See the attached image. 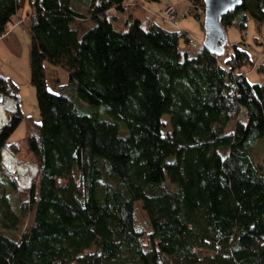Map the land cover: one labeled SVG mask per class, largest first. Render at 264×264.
Returning a JSON list of instances; mask_svg holds the SVG:
<instances>
[{
  "label": "trees",
  "instance_id": "16d2710c",
  "mask_svg": "<svg viewBox=\"0 0 264 264\" xmlns=\"http://www.w3.org/2000/svg\"><path fill=\"white\" fill-rule=\"evenodd\" d=\"M190 1L201 26L202 0ZM73 5L0 0V33L21 8L17 19L30 22L40 115L22 114L17 84L0 74V91L18 105L0 148L37 165L24 190L0 168V264H264V145L255 148L264 80L245 73L264 76V61L238 42L222 55L201 44L189 55V34L155 21L139 0ZM246 15L263 21L264 0H240L220 20L241 30ZM45 61L67 75L56 93ZM163 114L170 133L160 131ZM22 119L24 150L7 142Z\"/></svg>",
  "mask_w": 264,
  "mask_h": 264
},
{
  "label": "rangeland",
  "instance_id": "374dc122",
  "mask_svg": "<svg viewBox=\"0 0 264 264\" xmlns=\"http://www.w3.org/2000/svg\"><path fill=\"white\" fill-rule=\"evenodd\" d=\"M139 1L143 3L144 12H147L149 15H151L158 23L160 22V19L157 14L160 13L159 10L161 9V7L166 5L167 3L172 4L177 14L180 15L184 14L178 19L177 28H181L186 32H188L190 38V42L188 45H184L181 43L182 44L181 46H184L187 50V53L190 55L198 48L199 44H201L200 41L203 35V31L199 21H197L194 15L195 10L192 9V4L190 0H139ZM73 2L74 0H71V5H73ZM179 3L181 8L175 7V5ZM188 6H190L189 8H191V11L187 10ZM76 8L79 11L83 10L82 7L78 5L76 6ZM24 9L25 8L20 9L21 13H25ZM117 14L118 15L116 18L119 19V22L121 23L125 13L117 12ZM245 18L246 20L244 21V26L241 30H239L238 27L233 23L231 25L226 26L225 28L226 41H227L226 47H229L231 44H233V42H238L239 46L243 50L247 51L252 61H256V59H258L260 62L264 61V20L258 21L255 18L253 19L248 15H246ZM112 20L116 26H121V24L120 23L118 24V21H116L114 18ZM20 22L17 21V23ZM197 37L199 38V41L196 40ZM22 43L24 45V42ZM27 43L29 44V40ZM23 51L24 53L22 56L21 55L13 56V57L7 56L5 57L4 60L1 59L0 71L9 74L15 79V81L13 82L18 86L17 93L19 94V98L21 97V101H22L21 102L22 114L30 115V116L32 115L33 118L38 121L40 115L38 114L35 87L32 83H30L29 62L27 61L28 57H26L27 56L26 47H23ZM23 59L25 60L24 61L25 63L22 62ZM44 71L46 75L47 90L49 92H54L55 85L57 84V80H60V78H62L63 73L62 71H60V68H58L57 66H55L54 64L48 61L44 62ZM245 73H246V78L249 81L264 80V76L254 68H251ZM65 93L70 94V92L67 89L65 90ZM76 107L77 110L80 112L91 113V107L82 108L78 103H76ZM97 107L100 109V112L101 111L105 112L104 111L105 109L102 105H98ZM94 112H96V114H99L96 108L94 109ZM107 116L109 117V114L108 112H105L103 114L100 113L98 117L106 118ZM238 116H239L238 119L241 122H244L246 120V116H244L243 111H241ZM160 120H162V126L160 131H162V133H170L169 115L168 114L161 115ZM234 123L235 122L232 120L227 121L224 127L225 128L224 131L226 132L232 130L234 127ZM25 129H26L25 121L24 119H22L21 122L16 126V128L11 132L7 142L11 143V141H13L21 150H24L25 140L23 137H24ZM120 133H122V131H120ZM259 137L260 140L255 144V148H257L258 151H260L262 149L261 148L262 145H264V134ZM10 200L11 203L13 204V207H15L16 209L18 205L17 200L13 199L12 195H10ZM139 203L140 201L137 200L135 204L139 205ZM135 217L140 220H144V216L140 208H136ZM201 251L204 252V250Z\"/></svg>",
  "mask_w": 264,
  "mask_h": 264
},
{
  "label": "built area",
  "instance_id": "2783aa9c",
  "mask_svg": "<svg viewBox=\"0 0 264 264\" xmlns=\"http://www.w3.org/2000/svg\"><path fill=\"white\" fill-rule=\"evenodd\" d=\"M191 11L190 8H187ZM187 11V12H188ZM158 17L165 27L177 28L178 19L184 14H177L172 4L167 3L159 10ZM18 22L22 19H18ZM6 30L0 33V38L4 37ZM16 97L0 91V130L8 123L10 113L17 110ZM0 168L10 176H15L17 185L21 189L31 186L32 179L37 174V165L31 159H21L7 146L0 148Z\"/></svg>",
  "mask_w": 264,
  "mask_h": 264
},
{
  "label": "water",
  "instance_id": "95a60500",
  "mask_svg": "<svg viewBox=\"0 0 264 264\" xmlns=\"http://www.w3.org/2000/svg\"><path fill=\"white\" fill-rule=\"evenodd\" d=\"M201 45L209 52L222 55L226 44V30L221 15L240 4V0H202Z\"/></svg>",
  "mask_w": 264,
  "mask_h": 264
},
{
  "label": "crops",
  "instance_id": "0c3cea01",
  "mask_svg": "<svg viewBox=\"0 0 264 264\" xmlns=\"http://www.w3.org/2000/svg\"><path fill=\"white\" fill-rule=\"evenodd\" d=\"M175 7L181 8L180 7V3L175 5ZM21 16H23V13H21V11L19 10L18 13H16V15L13 17V23H10L7 26L5 36L0 38V60L1 59L4 60L5 57H7V56L8 57H13V56H18V55L22 56L23 53H24L23 47H26V54H27L26 57H28L27 61L30 64V61H29V53H30V50H29V45H30L29 37H30V30H31L30 29V22H29L28 19H25V20L23 19L20 23H17V20H18L17 18L21 17ZM28 40H29V44L27 43ZM196 40L199 41V38L197 37ZM22 42H24V45H23ZM24 61L25 60L23 59L22 62L25 63ZM43 71H44V67H43ZM60 71H62V73H63V74L61 73L62 74V78H60V80H57V84L55 85V91L54 92L57 91V86L59 84H62V83L66 82L65 80L67 78V75H66L65 71H63L62 69H60ZM44 73H45V71H44ZM0 74L4 75L6 77L9 76L13 81H15V79L12 76H10L9 74H7V73H3L2 71H0ZM45 82H46V75H45ZM46 85H47V82H46ZM50 90H52V89H50ZM17 98L19 100L18 105H19V108L21 110V107H22L21 102L22 101H21V97L19 98V94H18ZM11 142H13V141H11Z\"/></svg>",
  "mask_w": 264,
  "mask_h": 264
}]
</instances>
